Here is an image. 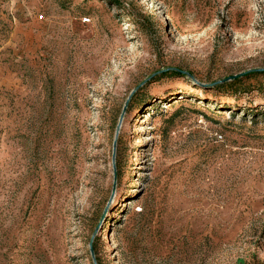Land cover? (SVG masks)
Wrapping results in <instances>:
<instances>
[{
	"label": "rangeland",
	"instance_id": "1",
	"mask_svg": "<svg viewBox=\"0 0 264 264\" xmlns=\"http://www.w3.org/2000/svg\"><path fill=\"white\" fill-rule=\"evenodd\" d=\"M0 264H264V0H0Z\"/></svg>",
	"mask_w": 264,
	"mask_h": 264
},
{
	"label": "bare ground",
	"instance_id": "2",
	"mask_svg": "<svg viewBox=\"0 0 264 264\" xmlns=\"http://www.w3.org/2000/svg\"><path fill=\"white\" fill-rule=\"evenodd\" d=\"M168 106H170L169 104H167L165 107L168 108Z\"/></svg>",
	"mask_w": 264,
	"mask_h": 264
}]
</instances>
